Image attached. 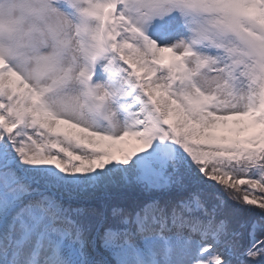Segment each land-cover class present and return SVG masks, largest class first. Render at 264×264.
<instances>
[{
  "label": "snow or ice",
  "instance_id": "obj_1",
  "mask_svg": "<svg viewBox=\"0 0 264 264\" xmlns=\"http://www.w3.org/2000/svg\"><path fill=\"white\" fill-rule=\"evenodd\" d=\"M21 8L0 9V264H264V0Z\"/></svg>",
  "mask_w": 264,
  "mask_h": 264
},
{
  "label": "clouds",
  "instance_id": "obj_2",
  "mask_svg": "<svg viewBox=\"0 0 264 264\" xmlns=\"http://www.w3.org/2000/svg\"><path fill=\"white\" fill-rule=\"evenodd\" d=\"M0 9L3 10L5 20L9 16L14 20H19L23 16L21 0H3V2L0 3Z\"/></svg>",
  "mask_w": 264,
  "mask_h": 264
},
{
  "label": "trees",
  "instance_id": "obj_3",
  "mask_svg": "<svg viewBox=\"0 0 264 264\" xmlns=\"http://www.w3.org/2000/svg\"><path fill=\"white\" fill-rule=\"evenodd\" d=\"M253 207H255V206H253Z\"/></svg>",
  "mask_w": 264,
  "mask_h": 264
}]
</instances>
